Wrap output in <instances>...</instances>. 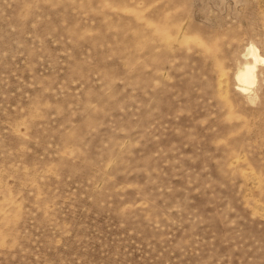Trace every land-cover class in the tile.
<instances>
[{"label": "rangeland", "instance_id": "rangeland-1", "mask_svg": "<svg viewBox=\"0 0 264 264\" xmlns=\"http://www.w3.org/2000/svg\"><path fill=\"white\" fill-rule=\"evenodd\" d=\"M264 0H0V264H264Z\"/></svg>", "mask_w": 264, "mask_h": 264}, {"label": "bare ground", "instance_id": "bare-ground-1", "mask_svg": "<svg viewBox=\"0 0 264 264\" xmlns=\"http://www.w3.org/2000/svg\"><path fill=\"white\" fill-rule=\"evenodd\" d=\"M245 57L252 58L253 62H246L244 67L238 71L236 78L240 83L242 92H247L257 83L256 70L258 64H264V58L261 56L259 49L255 45H251L245 54Z\"/></svg>", "mask_w": 264, "mask_h": 264}]
</instances>
